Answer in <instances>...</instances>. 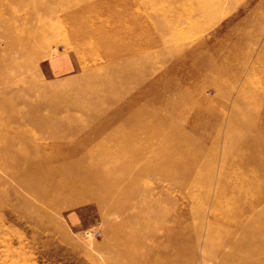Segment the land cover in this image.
I'll return each instance as SVG.
<instances>
[{"label": "rangeland", "instance_id": "obj_1", "mask_svg": "<svg viewBox=\"0 0 264 264\" xmlns=\"http://www.w3.org/2000/svg\"><path fill=\"white\" fill-rule=\"evenodd\" d=\"M0 264H264V0H0Z\"/></svg>", "mask_w": 264, "mask_h": 264}]
</instances>
